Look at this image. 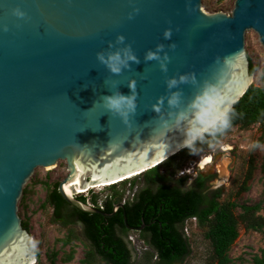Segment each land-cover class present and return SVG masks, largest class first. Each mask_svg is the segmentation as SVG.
<instances>
[{
  "label": "water",
  "instance_id": "95a60500",
  "mask_svg": "<svg viewBox=\"0 0 264 264\" xmlns=\"http://www.w3.org/2000/svg\"><path fill=\"white\" fill-rule=\"evenodd\" d=\"M17 6L26 18L12 15ZM134 7L140 11L129 19ZM167 28L171 40L164 39ZM251 30L264 48V0H236L231 13H209L203 0H0V264L36 261L18 211L37 168L65 161L68 174L58 187L63 198L82 212L113 216L122 203L107 213L70 193L148 171L184 149L175 114L192 118L189 105L204 82L231 110L252 85ZM119 34L140 62L113 74L96 53L115 50L109 42ZM161 43L170 57L166 73L158 61L144 59ZM184 73H195L199 83L169 90L166 79ZM133 80L137 109L125 124L101 97L130 94ZM177 90L181 105L170 108L167 96ZM161 96L157 113L153 105Z\"/></svg>",
  "mask_w": 264,
  "mask_h": 264
},
{
  "label": "rangeland",
  "instance_id": "374dc122",
  "mask_svg": "<svg viewBox=\"0 0 264 264\" xmlns=\"http://www.w3.org/2000/svg\"><path fill=\"white\" fill-rule=\"evenodd\" d=\"M235 1L203 0V8L209 13L220 10L231 13ZM246 50L255 68L252 84L264 86V48L259 35L253 30L246 33ZM257 141L264 145L262 125L256 124L246 129L234 128L218 144L206 150L200 149L197 154L188 152L169 164L166 160L160 164L158 171L162 174L169 169L174 175L184 172L186 183H189L199 172L194 162L198 159L202 161L203 157H211L217 149L215 167L217 166L218 174L212 180V185L220 186L217 190L221 191V199L235 202L237 215L244 212L243 206L259 205L260 210L257 215L264 216V148H253L252 144ZM219 146L234 147V151L229 148L238 156V165L234 170L230 169L232 160L229 152L219 153L221 149ZM190 169L194 170L190 172ZM214 169L215 173L216 168ZM67 174L65 161H60L53 168H37L25 186L19 202L18 212L23 223L29 226L28 230L32 236L30 245L37 257V264H89L87 261L91 262L90 264H108L98 256L93 257V246L85 236L83 227L77 223L72 224L71 220H60L54 215L52 194ZM130 179H126L127 182L117 183L114 189L106 186L94 189L93 193L98 195V200L112 196L115 198L118 193L123 194V198L135 199L131 193L142 189L147 179L144 173ZM172 179L169 178L168 181L172 182ZM157 181L161 182V179L157 178ZM211 227L212 223L199 226L195 219H190L185 224L183 230L189 238L190 252L181 264L210 263L213 248L206 238V233ZM130 235L134 241L128 238ZM129 236L127 238L135 247L132 264H155V253L149 244L145 243L140 232L131 231ZM263 249L264 230L257 231L241 226L240 235L228 252L230 261L227 264H252L254 257L260 255Z\"/></svg>",
  "mask_w": 264,
  "mask_h": 264
},
{
  "label": "trees",
  "instance_id": "16d2710c",
  "mask_svg": "<svg viewBox=\"0 0 264 264\" xmlns=\"http://www.w3.org/2000/svg\"><path fill=\"white\" fill-rule=\"evenodd\" d=\"M250 71L252 74L255 72L252 61ZM229 115L231 126L215 138L206 135L204 142L197 143L199 149L206 150L218 144L234 128L246 129L259 124L263 126L264 130V86L252 84L243 97L232 107ZM188 152L189 150L184 148L167 159L166 163L169 164L175 159L185 156ZM159 166L144 173L147 182L156 175L159 176L157 178L164 177L165 180L172 178L173 171L167 169V172H169V178H167L165 173H159ZM183 182H186V178H183ZM198 185L202 186L203 184L198 183ZM116 186L113 185L112 188L114 189ZM140 192L137 199L128 204L130 205V208H128V223L125 222L122 212H116L109 217L82 212L75 207L78 213L81 214L78 216L85 225L86 237L92 242L93 257L98 256L108 264H132L133 259L128 248L117 237V224L121 225L125 232L130 229V226L139 227L146 224L143 233L146 235L149 230L153 233L152 242L147 244L153 248L156 257L155 264H181L189 254V238L185 233L179 231L177 224L180 223L184 226L186 218L192 215L197 216L199 226L212 223V227L206 233V238L213 248L212 259L209 264H227L230 261L228 252L240 235L241 226L257 231L264 230V216L257 215L260 210L259 205L243 206L244 212L237 215L235 213L237 204L222 200L221 191L215 192L214 198L210 202L205 201L203 196L195 190L186 191L182 194L179 190L173 189L167 184L161 185L159 191L155 194L150 188H145ZM81 199L86 201L84 197H81ZM122 199L123 194L119 193L115 198L114 196L107 197L103 210L113 212L114 206ZM93 200H98L97 194L93 195ZM203 203L207 204L206 207H202ZM52 204L56 218H63L62 212L65 211V208L70 207L58 188L52 194ZM157 213L162 214L160 219L155 217ZM73 214L70 215L68 220L72 221L77 218V215ZM150 223L151 225H149ZM23 224L25 228L29 229L28 224ZM252 264H264V249L260 255L254 257Z\"/></svg>",
  "mask_w": 264,
  "mask_h": 264
},
{
  "label": "clouds",
  "instance_id": "9594fccd",
  "mask_svg": "<svg viewBox=\"0 0 264 264\" xmlns=\"http://www.w3.org/2000/svg\"><path fill=\"white\" fill-rule=\"evenodd\" d=\"M11 11L12 15L18 18L27 17V13L19 6L13 8ZM139 11V8L134 7L128 14V18H134V14L139 13ZM3 30L5 32L8 31V25L5 24ZM172 34L171 28L165 29L163 32L164 39L171 40ZM125 41V35L119 34L115 42H109V49L115 50H101L96 53L97 61L113 74H120L124 69L130 68L132 62H140L132 44L126 43ZM120 45H122V47H119ZM175 46L174 43L169 45V47L173 49ZM164 48L165 45L163 43L157 44L155 50L149 49L145 53L144 59L145 61H158L161 71L166 73L168 71L167 63L170 57L167 52H164ZM161 52H164L163 56L160 55ZM111 83L112 86L115 87L117 82ZM165 83L167 88L172 90L177 89L179 84L191 83L196 85L199 81L195 73H184L180 74L178 78L175 76L167 78ZM135 84V80L129 83L128 87L130 89V94L128 95L117 90L110 95L101 97L102 103L108 113L119 116L125 124L130 123V117L135 114L137 109ZM164 101L165 97L161 96L158 99V103L153 105V109L157 113L161 112ZM181 101L182 92L180 90L170 91V95L167 96V104L170 108H178L181 105ZM222 104L223 101L219 99L214 86L210 82H204L200 86V91L195 96V99L189 105L192 110V118L188 119V112L186 111H180L178 114H175V124L178 128H181L183 132L184 138L182 147L187 148L190 154H197L200 151L197 147V143L204 142L206 135L215 138L218 134H223L224 131L231 126L230 109L226 106L222 107ZM169 115H174V113H169ZM185 121L186 123L182 124V122ZM165 123H167V121H165ZM252 147L264 148V145L257 141L252 144ZM208 161L211 162V157L208 158ZM200 167L203 168V164H201ZM78 197L81 198L83 196ZM35 264H37V258Z\"/></svg>",
  "mask_w": 264,
  "mask_h": 264
},
{
  "label": "flooded vegetation",
  "instance_id": "af4514ba",
  "mask_svg": "<svg viewBox=\"0 0 264 264\" xmlns=\"http://www.w3.org/2000/svg\"><path fill=\"white\" fill-rule=\"evenodd\" d=\"M219 147L221 148L219 153H225V152L228 153L229 152L228 154H230V157H231V160H232L231 163H230V169L234 170L235 167L238 165V161H237L238 160V156L236 154H233V152H232V151H234V147H230V146H228V147L219 146ZM229 148H231L232 151ZM216 150L217 149L214 150L215 154L211 156L212 157V162L209 165H207L206 167H204V168L200 167L201 159H198V160H196L194 162V166L198 167L199 172L197 173L195 178H191V181L189 183L188 182L187 183L183 182V178H185V176H184L185 173L184 172H182V173L180 172L177 175H173L172 176V178H173L172 182H169L168 179L165 180L164 177L161 178V182H159V181L156 180L157 177H159V176H157V175L153 176V178L151 180H149L146 183V185L144 187H142V189L140 188L139 190L135 191L134 193H131V194H133V197L135 199H132V198L130 199V197H128L127 199L123 198L122 201L117 202V204L118 203H122L124 205V208H120L117 212H119V213L122 212L123 215H124V219L126 218L125 222L128 223V220H129L128 208H130L129 207L130 205H128V204L133 203L137 199V197H138L137 195L139 193H141L140 191H142L143 189L150 188L153 191V193L155 194V193H157L159 191V187H161V185H163V184H165V185L167 184L171 188L179 190V192H181L182 194H184V192H186V191L195 190L196 192H198L199 194H201L203 196L205 201H207V202L212 201L213 198H214V193L217 192L218 191L217 188L220 187V186H217V187L215 186L214 187L212 185L213 184L212 180L215 179L214 177H216V175L218 174L217 166L215 167L216 161H217V157H218V155L216 153ZM214 168H216V172L215 173H214V171H215ZM192 170H194V169H190V172ZM165 174H167L165 176H167V178H169V172L165 171ZM198 183H202L203 185L200 186V185H198ZM131 189H132V187H131ZM206 205H207L206 203H203L202 207H206ZM77 209L74 206H72V205H70V207L65 208V211L62 212V215L64 217L60 218V220H64V219L68 220V219H70V215L73 214L72 212H75L74 214L77 215L76 216L77 218L76 219L74 218L75 220H72L71 223L72 224L73 223H77L78 225L83 227V231H84V234H85V225H84L83 221L80 219V216H78V215H81V214L78 213ZM105 212L112 213V212H108L106 210H105ZM93 214H97V213H93ZM161 216H162V214H158L157 213L155 217H158V219H160ZM109 217H111V216H109ZM190 219H195L196 222L198 223L197 216L192 215V216H189V217L186 218V221H185L184 224H186ZM142 225H144L143 228H142V226H139V227L130 226V229L127 232H125L123 227L121 225L117 224V229H116L117 230V237L120 238V240H122V242L128 248L129 254H131V258L132 259H133V252L135 250V247L132 245V242L130 241V240L134 241V239H133V237L131 235L129 236V232H131V231H139L141 236L145 240V243L152 242V240H153V233L149 230V231H147L148 234L145 235L143 233V229L146 228V224H142ZM149 225H151V223ZM177 227H178L179 231L185 233L184 230H183L185 225L182 226V224L178 223ZM85 236H86V234H85ZM91 244H92V242H91Z\"/></svg>",
  "mask_w": 264,
  "mask_h": 264
},
{
  "label": "bare ground",
  "instance_id": "6f19581e",
  "mask_svg": "<svg viewBox=\"0 0 264 264\" xmlns=\"http://www.w3.org/2000/svg\"><path fill=\"white\" fill-rule=\"evenodd\" d=\"M250 82H252V79H251ZM208 158H209V157L207 156V157H204V158L202 159L200 165L203 164V168L206 167L207 165H209V164L212 162V158H211V162L208 161ZM166 160H167V159H166ZM166 160L161 161L159 164H158V163H157V164H154V165H152L151 167H157V166H159L160 164H162V163H163L164 161H166ZM147 169H148V168H147ZM147 169H142V170H140V171H137V172L131 173V174L127 175L126 177H122L121 179H117V180H115V181L106 182V183H103V184H100V185H90V186L87 187L86 190H84V191H80V192H77V193H84L85 191H87V190H89V189H98V188H103V187L110 186V185H115V184H117V183H120V182L125 181L126 179H130V178H133V177H135V176L141 175V174L145 173V171H146ZM74 193H75V192H72V193H70V194L73 195ZM34 263H35V259L33 260V262H32L31 264H34Z\"/></svg>",
  "mask_w": 264,
  "mask_h": 264
},
{
  "label": "built area",
  "instance_id": "2783aa9c",
  "mask_svg": "<svg viewBox=\"0 0 264 264\" xmlns=\"http://www.w3.org/2000/svg\"><path fill=\"white\" fill-rule=\"evenodd\" d=\"M94 189H89L87 191H85L84 193H77L75 192L74 193V196L75 197H78V196H83L85 199H86V202L93 206V207H96L98 209H101L103 210L105 208V200L102 199V200H97V201H94L93 200V195H94Z\"/></svg>",
  "mask_w": 264,
  "mask_h": 264
}]
</instances>
